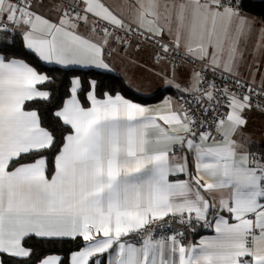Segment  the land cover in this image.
Here are the masks:
<instances>
[{
	"label": "snow or ice",
	"instance_id": "6c2138e0",
	"mask_svg": "<svg viewBox=\"0 0 264 264\" xmlns=\"http://www.w3.org/2000/svg\"><path fill=\"white\" fill-rule=\"evenodd\" d=\"M250 7L0 0V264H264ZM130 50L156 106L124 94Z\"/></svg>",
	"mask_w": 264,
	"mask_h": 264
},
{
	"label": "crops",
	"instance_id": "0c3cea01",
	"mask_svg": "<svg viewBox=\"0 0 264 264\" xmlns=\"http://www.w3.org/2000/svg\"><path fill=\"white\" fill-rule=\"evenodd\" d=\"M109 2L113 5H123L124 0H109ZM250 16L254 19L255 26L245 43V47L247 49L246 57L249 60L264 62V33L261 32V29L264 28V22L256 16ZM115 68L117 73L124 77L126 83L136 93L146 97L158 94L157 88L161 82L158 77L154 75V73L158 72L160 69L159 66H154L152 64L147 51L142 50L138 53L130 50L129 58H118L116 60ZM128 98L133 99L131 97ZM162 99L163 97L160 96L157 101L147 103L152 106H156ZM249 134L256 140L264 138V117L257 114L252 115L249 123ZM200 232L201 233L198 235L190 236L189 240H198L200 235L212 234L211 232H203L202 230Z\"/></svg>",
	"mask_w": 264,
	"mask_h": 264
},
{
	"label": "trees",
	"instance_id": "16d2710c",
	"mask_svg": "<svg viewBox=\"0 0 264 264\" xmlns=\"http://www.w3.org/2000/svg\"><path fill=\"white\" fill-rule=\"evenodd\" d=\"M251 7L246 9V13L256 16L258 19L264 22V0H250ZM120 75V74H119ZM123 82H125L124 94L128 97L139 101H146V102H154L157 101L160 97L159 94H155L152 96H142L136 93L125 81L124 77L120 75ZM117 90H120V84H117ZM201 233V232H200ZM59 247V246H56Z\"/></svg>",
	"mask_w": 264,
	"mask_h": 264
},
{
	"label": "built area",
	"instance_id": "2783aa9c",
	"mask_svg": "<svg viewBox=\"0 0 264 264\" xmlns=\"http://www.w3.org/2000/svg\"><path fill=\"white\" fill-rule=\"evenodd\" d=\"M203 232H210V231H208V230H202Z\"/></svg>",
	"mask_w": 264,
	"mask_h": 264
}]
</instances>
